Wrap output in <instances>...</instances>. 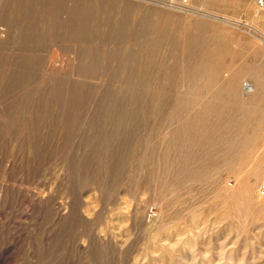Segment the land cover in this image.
Instances as JSON below:
<instances>
[{
	"label": "rangeland",
	"instance_id": "rangeland-1",
	"mask_svg": "<svg viewBox=\"0 0 264 264\" xmlns=\"http://www.w3.org/2000/svg\"><path fill=\"white\" fill-rule=\"evenodd\" d=\"M180 1L0 0V264H264V9Z\"/></svg>",
	"mask_w": 264,
	"mask_h": 264
},
{
	"label": "built area",
	"instance_id": "built-area-1",
	"mask_svg": "<svg viewBox=\"0 0 264 264\" xmlns=\"http://www.w3.org/2000/svg\"><path fill=\"white\" fill-rule=\"evenodd\" d=\"M187 0H181L180 3H172L173 5L175 6H178V5H182L183 3H185ZM255 1V5L257 6V8L259 9H264V0H254ZM183 6V5H182ZM258 193L260 196L264 197V181H262L260 184H259V187H258Z\"/></svg>",
	"mask_w": 264,
	"mask_h": 264
},
{
	"label": "crops",
	"instance_id": "crops-1",
	"mask_svg": "<svg viewBox=\"0 0 264 264\" xmlns=\"http://www.w3.org/2000/svg\"><path fill=\"white\" fill-rule=\"evenodd\" d=\"M251 1H253V0H251ZM254 3H255V1H254Z\"/></svg>",
	"mask_w": 264,
	"mask_h": 264
},
{
	"label": "bare ground",
	"instance_id": "bare-ground-1",
	"mask_svg": "<svg viewBox=\"0 0 264 264\" xmlns=\"http://www.w3.org/2000/svg\"><path fill=\"white\" fill-rule=\"evenodd\" d=\"M195 9V8H194ZM253 89V88H252Z\"/></svg>",
	"mask_w": 264,
	"mask_h": 264
}]
</instances>
